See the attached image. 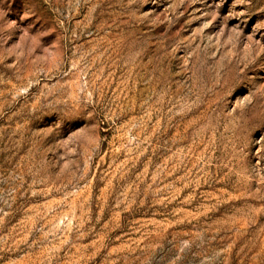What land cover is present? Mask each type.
<instances>
[{"label": "rangeland", "instance_id": "rangeland-1", "mask_svg": "<svg viewBox=\"0 0 264 264\" xmlns=\"http://www.w3.org/2000/svg\"><path fill=\"white\" fill-rule=\"evenodd\" d=\"M0 264H264V0H0Z\"/></svg>", "mask_w": 264, "mask_h": 264}]
</instances>
